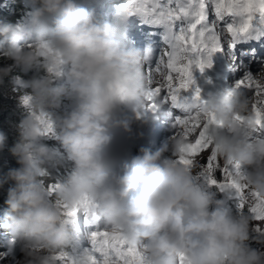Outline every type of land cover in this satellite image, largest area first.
<instances>
[{
	"label": "clouds",
	"instance_id": "obj_1",
	"mask_svg": "<svg viewBox=\"0 0 264 264\" xmlns=\"http://www.w3.org/2000/svg\"><path fill=\"white\" fill-rule=\"evenodd\" d=\"M32 3L28 25L0 23V57L12 61L0 66V83L16 68L43 70L56 58L63 61L64 79L58 82L47 71L25 81L31 89L28 114L10 149L20 167L8 172L14 184L0 225L19 243L20 264H57L56 251L78 254L87 247L84 226L65 223L57 204L76 205L85 194L97 202L106 225L123 230L140 247L147 264H180L181 253L191 264H264V234L255 232L253 217L223 207L222 197L198 186V167L176 162L180 146L188 142L182 134L171 137L172 156L165 157L169 145L162 144L159 133L171 120L158 130L156 141L163 146L155 151L142 147L138 154L117 144L119 128L132 131L131 119L118 115L121 105L141 108L150 92L147 52L125 37L128 16L121 11L115 22L99 19L94 10L99 6L92 5H101L99 0ZM164 75L155 74L154 80L163 83ZM253 76L264 85V69ZM65 100L70 109L56 111ZM205 101L185 103L201 120L215 115L220 123L212 129L213 147L219 146L225 163L236 161L246 169L234 177L238 183L264 197V137H254L256 97L237 88L210 93ZM162 103L156 113L160 120L170 119L173 113ZM237 115L245 117L243 124ZM49 118L63 151L43 142ZM6 139L0 132V149ZM57 166L70 171L50 197L45 179ZM4 183L0 179V187Z\"/></svg>",
	"mask_w": 264,
	"mask_h": 264
},
{
	"label": "snow or ice",
	"instance_id": "obj_2",
	"mask_svg": "<svg viewBox=\"0 0 264 264\" xmlns=\"http://www.w3.org/2000/svg\"><path fill=\"white\" fill-rule=\"evenodd\" d=\"M126 15L138 14L146 22L164 29L163 38L166 47L162 49L155 65H149L147 74L150 92L147 102L141 108L145 112H156L160 102H170L181 109L174 117L173 126L177 135L182 134L188 141L180 146L181 153L177 163L188 167H198L197 178L204 177L211 185L220 190L234 189L239 197V208L247 211L257 222L255 232L264 234V197L240 184L235 176L241 174L239 162L221 163L218 148L213 147L212 129L219 126V121L212 113L205 114L190 111L185 101H206L201 96V89L194 87V70L211 67L213 55L223 48L224 37H229L234 47L236 42L264 37V0H125L121 5ZM46 49V45H42ZM254 51V50H253ZM148 59L152 50H146ZM44 56L50 52L41 53ZM52 75L63 74V61L56 58L47 67ZM166 71L163 83L155 81L154 75ZM252 90L256 97L253 111L256 116L254 133L264 129V85L259 84L252 73L248 72L236 82V88ZM192 90L191 97L185 95ZM231 91H229L230 93ZM28 105L30 96L22 97ZM244 123L245 117H235ZM54 123L48 119L46 135L54 134ZM256 138H261L255 135ZM209 155L201 161L204 152ZM219 173V177L217 176ZM59 182L47 186L50 197L55 195ZM62 210L64 222L79 229L85 228L88 241L78 254L61 249L53 253L60 264H147L144 253L121 229H111L105 224L97 211V202L87 194L80 203L68 205L57 202ZM180 264H191L181 253Z\"/></svg>",
	"mask_w": 264,
	"mask_h": 264
},
{
	"label": "rangeland",
	"instance_id": "obj_3",
	"mask_svg": "<svg viewBox=\"0 0 264 264\" xmlns=\"http://www.w3.org/2000/svg\"><path fill=\"white\" fill-rule=\"evenodd\" d=\"M10 0H0V5H5L6 3H8ZM20 8H21V13L19 15V20L15 21L14 24H18L19 21H21L24 25H28L29 21H30V16H31V11L32 8L35 6L32 3V0H20L18 1ZM31 41H29L25 46L30 47L31 46ZM0 63H2L3 65L5 64H10L12 63V61L7 60V59H3V61L0 60ZM261 68V67H260ZM66 70V69H65ZM256 71L255 73H258L260 70L256 69L254 70ZM20 75L16 76L14 78V91L15 94L18 97V100L20 101V103L22 104V106L24 107V111H25V115L28 114V105H25L22 101V97L25 95L30 96V92L31 89L26 85L25 81L31 79L34 75H45L47 74V69H43L41 70L39 65L36 66L35 68L30 69L29 71L25 72L20 70ZM246 72L244 71V74ZM58 82L62 79H64V72L62 75L58 76ZM240 89H243L244 91H246L249 95H252V90L247 89V88H243L241 87ZM71 107V103L67 100H65L62 109H57L56 111H63V110H68ZM136 110L135 113L138 117V125L140 128L144 127L147 122H144L145 117H149L152 116L151 118H160L156 112H152V111H148L150 113H147L144 111V109L142 108H133V110ZM162 119V118H160ZM148 121V119H147ZM165 125L169 128V130H167L164 133V130H162V133L160 135V141L162 142V144H168L169 145V151L166 152V154L171 157L172 156V151H171V137H173L174 135L177 134V129L173 126L172 123L168 124L165 123ZM132 128H134V124H132ZM161 131V130H160ZM43 142L48 144L51 147L54 148H58L61 149V151H63L60 142L58 141V139L54 134H48L46 136L43 137ZM118 145H121V147H125L127 146V150L131 151V143H129L128 139H126L124 133L118 134ZM119 152V151H118ZM207 155H209V152H205L203 158L200 157V160L203 161ZM118 156H120V154L118 153ZM120 157L118 158V163ZM221 163H223V160L221 159ZM69 164H71V162H69ZM241 170H246L244 168H241ZM68 171H70L69 167H63V166H57L55 169L52 170V174L50 177H48L47 179H45V183L48 186L49 183H53V182H57L59 181L60 178L64 177L67 175ZM198 171V170H197ZM217 176L219 177V173H217ZM195 179L197 181L198 186L209 190L211 192H213L217 199H220L219 197H222L224 200H226V202H228V205H226V203H223V207H227L228 209H230L234 214L237 212H240V208H239V197H225L221 192V190L219 189V187L217 185H211L208 183V181L206 179H204V177H199L197 178V173L195 175ZM228 191L230 192H234V189H229ZM236 194V193H235ZM233 201V202H232ZM233 204H230V203ZM213 207H216V205H213ZM1 208V206H0ZM2 209H4V207H2ZM246 211V210H245ZM257 223V222H256ZM1 225V223H0ZM262 227H264V224L261 225ZM253 246L254 247H260L261 245L256 244L255 242H253ZM67 250V249H65ZM23 259V253L20 251V246L19 243L17 241L14 240V238L11 237L10 232L0 226V264H20V261ZM57 264H60V262L57 260Z\"/></svg>",
	"mask_w": 264,
	"mask_h": 264
},
{
	"label": "trees",
	"instance_id": "obj_4",
	"mask_svg": "<svg viewBox=\"0 0 264 264\" xmlns=\"http://www.w3.org/2000/svg\"><path fill=\"white\" fill-rule=\"evenodd\" d=\"M18 1L20 0H10L5 5H0V23L10 22L14 24L15 21L20 19L21 8ZM18 25L23 26V23L19 21ZM3 59V57H0L1 61ZM0 66H3V64L0 63ZM20 73V69L16 68L10 76L4 78L3 83H0V132H3L7 137L5 146L0 149V179L5 180L3 186L0 187L1 225L8 209L6 203L8 188L14 184V181L7 179V175L10 169L20 167L17 157L10 151L19 138V125L25 116L24 107L14 91L13 80Z\"/></svg>",
	"mask_w": 264,
	"mask_h": 264
},
{
	"label": "bare ground",
	"instance_id": "obj_5",
	"mask_svg": "<svg viewBox=\"0 0 264 264\" xmlns=\"http://www.w3.org/2000/svg\"><path fill=\"white\" fill-rule=\"evenodd\" d=\"M260 67H261V68H260ZM256 69H258V70L261 71L262 69H264V66H262V65H258V64H256V65H251V66H250V69H249L246 73L250 72V73H252V74H255L256 71H254V70H256ZM207 73H211V72H210V69H208V72H207ZM246 73H245V74H246ZM245 74H244V76H245ZM239 89H240V88H239ZM158 110H159V109H158ZM158 110H157V113H159ZM147 113H150V112L147 111ZM158 116H159V114H158ZM139 123H140V122H139ZM169 128H170V127H169ZM169 128L161 129V131H160L159 134L161 135L162 130H164V133H165L167 130H169ZM204 153H205V152H204ZM203 156H204V154H203ZM203 156H202V158H203Z\"/></svg>",
	"mask_w": 264,
	"mask_h": 264
},
{
	"label": "water",
	"instance_id": "obj_6",
	"mask_svg": "<svg viewBox=\"0 0 264 264\" xmlns=\"http://www.w3.org/2000/svg\"><path fill=\"white\" fill-rule=\"evenodd\" d=\"M222 191V190H221ZM224 196H226V197H237V195L234 193V192H230V191H228V190H223L222 192H221ZM238 198V197H237Z\"/></svg>",
	"mask_w": 264,
	"mask_h": 264
}]
</instances>
